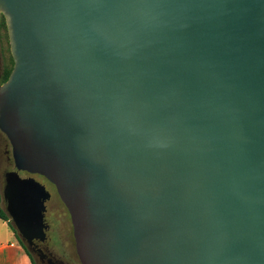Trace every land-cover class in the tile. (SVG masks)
Listing matches in <instances>:
<instances>
[{
    "label": "water",
    "instance_id": "obj_1",
    "mask_svg": "<svg viewBox=\"0 0 264 264\" xmlns=\"http://www.w3.org/2000/svg\"><path fill=\"white\" fill-rule=\"evenodd\" d=\"M3 207L82 264H264V0H0ZM36 262V259H35ZM37 263V262H36Z\"/></svg>",
    "mask_w": 264,
    "mask_h": 264
},
{
    "label": "rangeland",
    "instance_id": "obj_2",
    "mask_svg": "<svg viewBox=\"0 0 264 264\" xmlns=\"http://www.w3.org/2000/svg\"><path fill=\"white\" fill-rule=\"evenodd\" d=\"M0 50L2 52L3 66L6 64V57L10 55L6 50L8 42L5 37V29L0 28ZM15 164L12 157V145L3 132L0 131V188L4 187V176L8 171L15 170ZM22 177L34 176L41 181L51 192V199L47 201V220L50 224L49 237L47 245L54 253L56 258L63 260L66 264H82L76 251L73 225L70 213L61 200L56 186L42 175H32L21 171ZM19 239V236H17ZM37 264L40 259L35 255Z\"/></svg>",
    "mask_w": 264,
    "mask_h": 264
},
{
    "label": "crops",
    "instance_id": "obj_3",
    "mask_svg": "<svg viewBox=\"0 0 264 264\" xmlns=\"http://www.w3.org/2000/svg\"><path fill=\"white\" fill-rule=\"evenodd\" d=\"M0 264H33L8 221L0 218Z\"/></svg>",
    "mask_w": 264,
    "mask_h": 264
},
{
    "label": "flooded vegetation",
    "instance_id": "obj_4",
    "mask_svg": "<svg viewBox=\"0 0 264 264\" xmlns=\"http://www.w3.org/2000/svg\"><path fill=\"white\" fill-rule=\"evenodd\" d=\"M4 66H3V58H2V52L0 50V84H2L5 81H2ZM39 175V174H34ZM46 222L49 224L47 220V212L45 216ZM49 230H50V224L49 229L47 231V239L44 242H41L39 239H35L33 244H30V248L32 250V253L37 255L40 259V264H66L63 260L56 258L54 253L50 250L49 246L46 242L50 239L49 237Z\"/></svg>",
    "mask_w": 264,
    "mask_h": 264
},
{
    "label": "trees",
    "instance_id": "obj_5",
    "mask_svg": "<svg viewBox=\"0 0 264 264\" xmlns=\"http://www.w3.org/2000/svg\"><path fill=\"white\" fill-rule=\"evenodd\" d=\"M0 28H4L5 29V37H6V40L8 42V47H6V50L9 51V53H10V55L8 57H6V64L4 66V71H3V76H2V81H6L8 79V77H9L12 69H13L14 59H13L12 54H11V51H10V44H9V36H8V30H7V23H6V19H5V16L4 15H2L1 20H0ZM0 37H2V35ZM0 218L8 221L9 224H10V226H11V228L15 231V233L18 236L17 230L14 228V226H13V224L11 222L10 216L8 215V213L5 210V208L3 207V198H2L1 188H0ZM19 242L25 248V250L27 251V253L30 255L33 264H37L35 262V259H34L33 255L30 253V251L24 245V243L20 239V237H19Z\"/></svg>",
    "mask_w": 264,
    "mask_h": 264
}]
</instances>
